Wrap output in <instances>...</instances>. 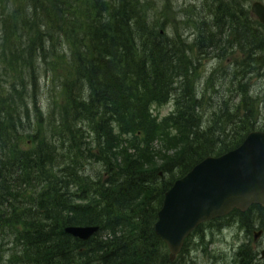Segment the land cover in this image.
Masks as SVG:
<instances>
[{
  "label": "trees",
  "instance_id": "trees-1",
  "mask_svg": "<svg viewBox=\"0 0 264 264\" xmlns=\"http://www.w3.org/2000/svg\"><path fill=\"white\" fill-rule=\"evenodd\" d=\"M247 1L201 0L177 21L150 0H0V264L175 263L154 232L166 191L264 132L249 83L264 26ZM214 58L226 66L196 87ZM252 211L264 227L251 205L193 233ZM85 226L87 241L65 232Z\"/></svg>",
  "mask_w": 264,
  "mask_h": 264
},
{
  "label": "water",
  "instance_id": "water-1",
  "mask_svg": "<svg viewBox=\"0 0 264 264\" xmlns=\"http://www.w3.org/2000/svg\"><path fill=\"white\" fill-rule=\"evenodd\" d=\"M251 13L264 26V4L255 1ZM251 205L264 208V132L248 133L234 150L204 158L166 191L157 213L154 232L168 249L172 262L184 242L199 225L244 213ZM97 226L67 227L65 232L87 241ZM261 234H254V241ZM264 264V249L260 251Z\"/></svg>",
  "mask_w": 264,
  "mask_h": 264
},
{
  "label": "rangeland",
  "instance_id": "rangeland-1",
  "mask_svg": "<svg viewBox=\"0 0 264 264\" xmlns=\"http://www.w3.org/2000/svg\"><path fill=\"white\" fill-rule=\"evenodd\" d=\"M157 5L159 11L163 8H167L170 11L169 19L172 16L177 21L185 19L182 16V11L189 5H196L199 10V3L201 0H150ZM255 1H259L264 4V0H249L247 1L246 11L251 13V4ZM185 12V10H184ZM188 18L190 19L193 13L191 10ZM187 17V16H186ZM193 17V16H192ZM191 37L188 38V43L192 42ZM194 56L197 54L194 53ZM226 62V63H225ZM227 61L223 60L218 62L217 59L211 61L202 60L196 63L197 70L194 75V85L196 87H205V82L209 77V73L218 68V66L225 67ZM219 78V76H217ZM221 80L217 79L213 81V87H227L220 86ZM250 83V97L257 99L263 105L264 102V69H262L260 75H253L249 80ZM227 96L231 93L227 92ZM232 103L239 102L237 97H234ZM172 109V104H168L157 110L159 117L167 115ZM207 118H205L206 120ZM261 231V234L254 241V234ZM185 248L182 249L180 255L177 257L174 264H240L239 259L236 257V253L241 248H245L246 252L251 255L257 254L256 260L252 264L261 263L260 251L264 249V227L262 223V217L258 212L252 211L247 218L230 219L224 225L209 224L205 225L197 230L186 241Z\"/></svg>",
  "mask_w": 264,
  "mask_h": 264
},
{
  "label": "flooded vegetation",
  "instance_id": "flooded-vegetation-1",
  "mask_svg": "<svg viewBox=\"0 0 264 264\" xmlns=\"http://www.w3.org/2000/svg\"><path fill=\"white\" fill-rule=\"evenodd\" d=\"M195 230H196V229H195ZM191 235H193V232H192L191 234L188 235V237L186 238V240H188L189 237H190ZM164 245H165V244H164ZM167 251H168V249H167ZM181 251H182V250H181ZM180 253H181V252H180ZM179 255H180V254H178V256H179ZM178 256H176V258H175L172 262L176 261V259H177ZM168 260H169V258H168ZM169 262H171V261L169 260ZM172 262H171V263H172Z\"/></svg>",
  "mask_w": 264,
  "mask_h": 264
}]
</instances>
